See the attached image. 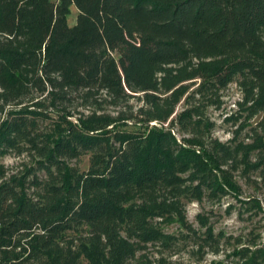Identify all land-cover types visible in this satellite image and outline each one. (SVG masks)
<instances>
[{
	"label": "trees",
	"instance_id": "1",
	"mask_svg": "<svg viewBox=\"0 0 264 264\" xmlns=\"http://www.w3.org/2000/svg\"><path fill=\"white\" fill-rule=\"evenodd\" d=\"M232 81L221 140L206 108ZM237 177L264 199V0H0V264H165L183 239L218 252L186 204L262 210ZM232 254L264 264L254 240Z\"/></svg>",
	"mask_w": 264,
	"mask_h": 264
},
{
	"label": "rangeland",
	"instance_id": "2",
	"mask_svg": "<svg viewBox=\"0 0 264 264\" xmlns=\"http://www.w3.org/2000/svg\"><path fill=\"white\" fill-rule=\"evenodd\" d=\"M77 8L70 6V13L67 15V22L74 23ZM222 104L219 108L209 106L206 108L207 115L214 121L211 134L221 140H226L232 135V129L235 125L231 121H226L224 116L235 111L237 108L236 101L239 99V90L235 81L230 82L221 91ZM130 102H137L132 98ZM185 104L181 99L177 104L175 111L180 110ZM105 110L113 111V107L105 105ZM260 114L255 116L250 122L254 124L260 118ZM248 129V128H247ZM247 129H244L239 138H246ZM21 157L15 156L14 153H8L1 157V161L7 166L14 167L18 164ZM80 170L88 167V153L80 156L75 163ZM238 182L242 186L241 197L254 194L262 200V210L254 213V209L247 210L245 205H241L231 194L223 196L220 200H208L203 198L201 201H190L186 204V218L197 230L203 231L204 227L199 226L197 213L205 214L208 222L213 226V232L220 233V247L218 252L207 251L200 256L196 251L197 245L193 244L190 239H183L175 251H166L165 264H237V256L232 254V249L247 244L254 240L258 244H264V199L259 190L254 187L251 182L245 181L241 177H237ZM163 230L170 233L184 232L185 229L174 221L168 224H162ZM84 233V229L80 228L75 234ZM71 234V233H70ZM74 234V233H72ZM150 253L156 255L155 249H149Z\"/></svg>",
	"mask_w": 264,
	"mask_h": 264
}]
</instances>
